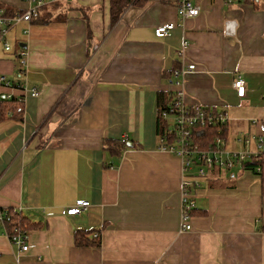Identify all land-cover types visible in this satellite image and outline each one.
I'll use <instances>...</instances> for the list:
<instances>
[{"label":"crops","instance_id":"crops-1","mask_svg":"<svg viewBox=\"0 0 264 264\" xmlns=\"http://www.w3.org/2000/svg\"><path fill=\"white\" fill-rule=\"evenodd\" d=\"M133 1L113 24L109 0L51 3L6 24L28 4L0 0V98L22 101L0 121V213L24 219L29 246L0 225V264H264L260 176L212 170L182 230V162L156 130L158 94L180 91L185 106L225 117L228 152L264 155V0H190L200 13L186 19L177 0ZM164 23L177 26L157 38ZM106 140L125 148L111 154ZM80 200L81 215L59 214ZM78 231L97 244L76 246Z\"/></svg>","mask_w":264,"mask_h":264},{"label":"built area","instance_id":"built-area-1","mask_svg":"<svg viewBox=\"0 0 264 264\" xmlns=\"http://www.w3.org/2000/svg\"><path fill=\"white\" fill-rule=\"evenodd\" d=\"M27 3L28 6L26 10L21 15H16L10 20L3 21L6 24H12L13 22L25 21L30 22L39 15L40 9L51 3H68L73 0H21ZM232 1L241 0H226L227 3ZM200 13L199 7L192 4L190 0H177L176 4V14L181 19L196 17ZM175 23H164L155 27L154 35L157 38L166 37L170 32L176 27ZM225 33L231 34L232 29L230 28V23L225 25ZM186 47V43H183V49ZM9 47L6 45L5 50ZM25 53L21 51L16 57L19 63L24 64ZM193 65H188L185 69L175 70L173 75H183L192 71ZM0 82L6 83L5 77H0ZM179 85L178 82L175 83ZM232 87L236 92L237 97H243L245 93L244 81L241 78H236ZM32 97H37L38 93L36 91L31 92ZM20 101V100H19ZM171 110L173 112H163L161 114L163 120H165L168 125L172 128V133L174 137L172 142H168L165 137L159 138V148L167 151L176 157H178L182 162V205H181V228L182 230H190L189 219L191 213L195 208V202L192 194V190L198 189L203 181L206 179L208 174L213 169L226 170L231 168L235 164L242 165L244 161H247L257 155H249L247 153H233L228 152L225 148L224 138L217 137L214 140L212 146L208 150H198L197 146L193 144L190 139V128L196 123L201 124L207 122L208 125L219 120L220 123H225L226 119L223 115L219 113H213L211 110H204L201 107H188L182 102V93L177 91L173 95V102L171 104ZM259 130L264 133V123L259 125ZM173 135V134H172ZM248 136L244 135L242 141L247 142ZM89 206L88 201L80 200L76 201L74 205L62 209L59 211L60 215L64 216H79L84 210ZM6 216L0 213V225L3 226V234L8 238L10 243L15 245L20 251H26L29 246L27 245V237L24 232H22L17 227H14L9 231L5 229L4 220Z\"/></svg>","mask_w":264,"mask_h":264},{"label":"trees","instance_id":"trees-1","mask_svg":"<svg viewBox=\"0 0 264 264\" xmlns=\"http://www.w3.org/2000/svg\"><path fill=\"white\" fill-rule=\"evenodd\" d=\"M133 2H134L133 0H109V13H110L111 24L115 23L118 20L119 16L122 14V12ZM39 16H40V12L37 18H39ZM37 18L35 19L38 20ZM42 22L44 21L42 20ZM157 102H158V109H157L156 130H157L158 139L165 137L168 140V142H172L174 133H172L173 135L170 133L173 130L168 125V123L165 120H163L161 116L163 112H167V113L173 112L171 110V104L173 102L172 93L171 95L159 93L157 96ZM204 110L206 109L204 108ZM211 111L213 113H217L214 110ZM21 112H22L21 99L19 101V99L14 100V99H7L5 97L0 98V121L4 120L8 116L13 117L15 115L17 117L21 114ZM226 126H227L226 122L220 123L219 120H216L214 123L210 125H208L207 122H204L202 124L198 122L189 129L190 139L193 142V144L197 146L198 150H208V148L213 145L214 140L217 137L225 138L224 132L226 130ZM104 147L111 154H118L121 150L125 148V142L106 140L104 141ZM242 169L250 170L255 174L259 175L262 182V188H263L262 190L264 191V155H257L256 157L244 161L242 163ZM24 222L25 221L22 217L12 215L11 217H9L7 220L4 221L5 223L4 226L10 232V230L14 227L25 228L26 226ZM90 243L91 242L88 241V239H86L85 233L80 231L75 233L74 244L76 246H87ZM91 244H97L95 239Z\"/></svg>","mask_w":264,"mask_h":264},{"label":"rangeland","instance_id":"rangeland-1","mask_svg":"<svg viewBox=\"0 0 264 264\" xmlns=\"http://www.w3.org/2000/svg\"><path fill=\"white\" fill-rule=\"evenodd\" d=\"M241 138V137H240ZM241 140V139H240ZM235 165H237V164H235Z\"/></svg>","mask_w":264,"mask_h":264}]
</instances>
